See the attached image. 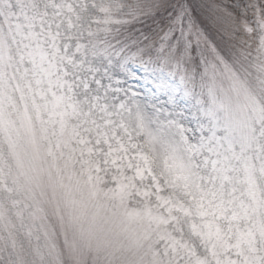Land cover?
Listing matches in <instances>:
<instances>
[{
  "label": "snow or ice",
  "instance_id": "1",
  "mask_svg": "<svg viewBox=\"0 0 264 264\" xmlns=\"http://www.w3.org/2000/svg\"><path fill=\"white\" fill-rule=\"evenodd\" d=\"M0 264H264V0H0Z\"/></svg>",
  "mask_w": 264,
  "mask_h": 264
}]
</instances>
